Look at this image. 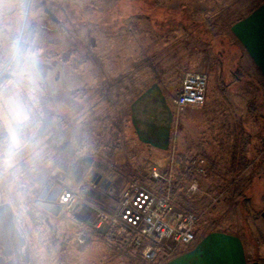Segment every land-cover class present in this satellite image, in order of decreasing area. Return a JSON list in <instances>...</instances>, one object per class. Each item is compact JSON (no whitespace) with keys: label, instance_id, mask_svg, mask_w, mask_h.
Segmentation results:
<instances>
[{"label":"rangeland","instance_id":"374dc122","mask_svg":"<svg viewBox=\"0 0 264 264\" xmlns=\"http://www.w3.org/2000/svg\"><path fill=\"white\" fill-rule=\"evenodd\" d=\"M261 2L0 0V75L12 78L0 91V202L41 264L155 263L106 238H120L110 222L125 186L168 189L153 180L154 165L171 176L176 200L199 214L197 235L232 232L247 264H264V108L252 105L259 86L230 28ZM29 21L30 49L8 73ZM195 71L207 74L206 99L215 93L220 106H174L183 76ZM142 119L160 129L164 148L138 136ZM193 155L205 159V174L187 175ZM61 191L72 192L70 207L53 214L41 205L58 204Z\"/></svg>","mask_w":264,"mask_h":264},{"label":"built area","instance_id":"2783aa9c","mask_svg":"<svg viewBox=\"0 0 264 264\" xmlns=\"http://www.w3.org/2000/svg\"><path fill=\"white\" fill-rule=\"evenodd\" d=\"M207 81L205 72H187L173 99L174 106L178 109L202 106L206 101ZM205 172L206 161L202 156L193 155L186 161L187 175H203ZM153 180L163 182L168 189H149L135 181L125 186L110 227L120 238L124 237L138 247L144 260L156 262L170 257L178 246L194 240L199 214L181 205L170 192V175L160 174ZM196 189L197 183L191 181L188 190ZM57 203L70 207L72 192L61 191Z\"/></svg>","mask_w":264,"mask_h":264},{"label":"crops","instance_id":"0c3cea01","mask_svg":"<svg viewBox=\"0 0 264 264\" xmlns=\"http://www.w3.org/2000/svg\"><path fill=\"white\" fill-rule=\"evenodd\" d=\"M230 28L242 50L239 61L245 67L253 68L256 85L259 86L254 97L256 103L252 105L264 108V2L234 21ZM209 95L212 98L208 96L207 105H221V99L215 93ZM224 105L231 107L232 100H224ZM158 131L160 129L145 119L140 120L137 126V134L142 140L153 148L161 149L164 148V137ZM30 238L12 208L0 202V264H41ZM187 245L188 252L184 256L173 258L180 250L178 246L170 258L152 264H247L244 244L232 232L211 230L202 235L195 233L194 240Z\"/></svg>","mask_w":264,"mask_h":264},{"label":"trees","instance_id":"16d2710c","mask_svg":"<svg viewBox=\"0 0 264 264\" xmlns=\"http://www.w3.org/2000/svg\"><path fill=\"white\" fill-rule=\"evenodd\" d=\"M35 32H36L35 23L32 21H29L28 24H26V26L24 27V30L22 31L20 42L18 44L17 51H16L14 57L7 64L8 73L14 74V73H17L19 71V69L21 67L22 59H23L22 57L27 51H29L30 44L32 42L33 36L35 35ZM199 32L200 33L196 36L197 38H201V37H203V35H205V34H203L204 31L202 32V30H199ZM11 80H12L11 76L5 75L4 73H2L0 75V91L3 88H5L10 83ZM188 158L186 159V161L188 160ZM237 164L238 165L235 168L237 171L242 170L244 168V161H243L242 157H240V160L237 161ZM182 171L184 174L185 168ZM106 238L107 239L110 238V239L117 240V241L122 242V243H126L134 251H139L138 247L131 244L129 242V240L125 239L124 237L116 238L114 235L106 233Z\"/></svg>","mask_w":264,"mask_h":264},{"label":"water","instance_id":"95a60500","mask_svg":"<svg viewBox=\"0 0 264 264\" xmlns=\"http://www.w3.org/2000/svg\"><path fill=\"white\" fill-rule=\"evenodd\" d=\"M60 177H61V178H64V176H62V175H61ZM48 187H49V186L47 185L46 188L42 191L40 197H43V196H44V194L46 193ZM59 191H60V188H59L58 186H56L55 189H54L53 194L50 196L49 199H55V197H56V195L58 194ZM41 205H42L45 209H47V210H51V212H52L53 214H57V213L59 212L60 208H61V206H60L59 204L41 203ZM260 215H261V217L264 219V208H263L262 211L260 212ZM251 264H258V262H257V261H252Z\"/></svg>","mask_w":264,"mask_h":264},{"label":"clouds","instance_id":"9594fccd","mask_svg":"<svg viewBox=\"0 0 264 264\" xmlns=\"http://www.w3.org/2000/svg\"><path fill=\"white\" fill-rule=\"evenodd\" d=\"M151 171H152L153 175H157V174H159V171H161V169H160L159 165H154L153 168L151 169Z\"/></svg>","mask_w":264,"mask_h":264},{"label":"bare ground","instance_id":"6f19581e","mask_svg":"<svg viewBox=\"0 0 264 264\" xmlns=\"http://www.w3.org/2000/svg\"><path fill=\"white\" fill-rule=\"evenodd\" d=\"M158 175H160V174H157V175H153V176H155V177H156V176H158ZM165 175H166V174H165ZM166 176L168 177V176H169V174H167ZM149 189H150V188H149Z\"/></svg>","mask_w":264,"mask_h":264}]
</instances>
